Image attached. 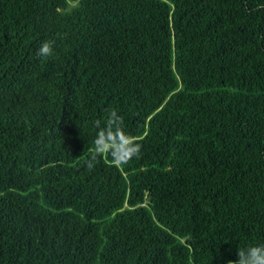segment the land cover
<instances>
[{
  "label": "trees",
  "instance_id": "trees-1",
  "mask_svg": "<svg viewBox=\"0 0 264 264\" xmlns=\"http://www.w3.org/2000/svg\"><path fill=\"white\" fill-rule=\"evenodd\" d=\"M110 107L140 155L89 169ZM257 244L264 0H0V264H227Z\"/></svg>",
  "mask_w": 264,
  "mask_h": 264
},
{
  "label": "clouds",
  "instance_id": "clouds-1",
  "mask_svg": "<svg viewBox=\"0 0 264 264\" xmlns=\"http://www.w3.org/2000/svg\"><path fill=\"white\" fill-rule=\"evenodd\" d=\"M54 41L45 40L36 52V56L47 58L54 54ZM97 129L92 146L85 160L87 168L93 169L100 158H110L112 165L122 167L133 157H139L141 143L125 131L124 118L115 108L107 109V116L102 122L94 121ZM238 259L228 260L227 264H264V244L249 245L239 248Z\"/></svg>",
  "mask_w": 264,
  "mask_h": 264
}]
</instances>
